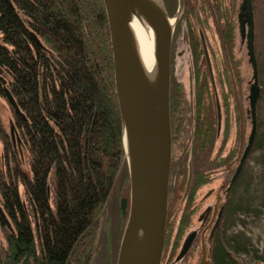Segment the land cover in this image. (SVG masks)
Segmentation results:
<instances>
[{
	"label": "trees",
	"instance_id": "obj_1",
	"mask_svg": "<svg viewBox=\"0 0 264 264\" xmlns=\"http://www.w3.org/2000/svg\"><path fill=\"white\" fill-rule=\"evenodd\" d=\"M182 1L172 37L184 18L193 76L186 85L170 78L172 148L167 213H191L187 201L194 198L209 172L225 169L233 153L230 149L222 155L226 117L223 137L218 144L215 139L216 115L207 91L208 73L202 70L199 36L197 29L190 27L191 21L204 26L211 19L220 39L223 63L227 57L234 80L240 81L239 60L232 53L237 31L233 0ZM11 2L12 6L0 0V76L6 80L5 84L0 80V97L5 98L6 87L25 117L12 111L28 154L29 170L21 167L0 117V210L12 227L9 230L0 220L5 239V247L0 246V264H96L100 255L98 218L116 192V222L105 235V242L108 235L110 242L103 260V264H115L128 215L129 187L103 2ZM250 2L259 96L255 133L246 157L264 146V107L260 100L264 68L258 56L264 8L260 0ZM164 3L171 16L176 0ZM31 32L48 51L36 45ZM227 71L224 65L219 72L226 83V91L221 93L222 112L227 110L232 93ZM188 161L191 180L180 202ZM243 164L224 194L222 222L235 211L234 194L243 178ZM223 224L221 228L219 224L216 262L238 264L231 252H245L246 240L239 235L226 237ZM255 259L264 261V249Z\"/></svg>",
	"mask_w": 264,
	"mask_h": 264
},
{
	"label": "water",
	"instance_id": "obj_2",
	"mask_svg": "<svg viewBox=\"0 0 264 264\" xmlns=\"http://www.w3.org/2000/svg\"><path fill=\"white\" fill-rule=\"evenodd\" d=\"M12 6L11 0H5ZM109 31L113 62V79L121 120V132L129 184V209L121 235L115 264H161L168 211L171 134H170V45L174 26L183 8L176 0V9L169 16L163 0H102ZM134 15L152 29L155 44V65L149 74L140 59L138 43L132 25ZM236 27L244 42L251 75L247 93L246 113L250 129L237 165L225 187L227 192L238 176L255 133V104L259 96L257 68L253 47V17L250 0H241L236 14ZM202 56L207 68L214 97L216 115L215 139L221 125V111L216 95L211 65L203 33L198 29ZM32 40L47 50L31 32ZM184 38L186 36L184 35ZM48 51V50H47ZM5 84L6 80L0 76ZM4 96L12 111L25 119L10 91L4 87ZM6 134L13 151L26 150L15 123L10 119ZM241 141V135H240ZM19 159V157H18ZM20 162V160H19ZM123 163V164H124ZM21 167L23 163L20 162ZM191 180V164L181 201L185 198ZM220 215V212H219ZM0 216L9 230L11 224L2 210Z\"/></svg>",
	"mask_w": 264,
	"mask_h": 264
},
{
	"label": "rangeland",
	"instance_id": "obj_3",
	"mask_svg": "<svg viewBox=\"0 0 264 264\" xmlns=\"http://www.w3.org/2000/svg\"><path fill=\"white\" fill-rule=\"evenodd\" d=\"M164 2V0H163ZM241 0H233L234 3V12L233 17L236 18V14L239 12V5ZM177 3V2H176ZM261 6L264 8V0H260ZM165 5V3H164ZM166 8V7H165ZM177 23V22H176ZM176 25V24H175ZM190 27L192 29L202 28L205 44L207 47V53L209 61L211 64L212 76L215 86L216 95L218 97L219 104H221V93L226 91V83L223 78L220 77L219 72L224 68V65L228 68L229 79L231 81V91L232 93L228 96V106L227 110L222 112L221 106V125L220 131L217 137V144L219 143L220 137H223V122L224 118L227 119V129L225 135V144L222 149V155H225L228 151H233L230 160L226 163L225 169L222 167L218 169L216 174L213 175L214 180L211 183L214 188H216L224 183L225 186L228 183L229 178L231 177L237 162L238 157L246 143V138L250 129L249 118L246 113L248 108L247 105V93L248 86L250 83V65L247 62L246 50L244 42H241L236 31L234 44H233V56L239 60V76L240 81L237 83L229 69V61L227 57L225 63L222 60L223 54L221 50V43L217 33L214 30V26L211 22V19L208 18V24L202 25L199 22V25L194 21L190 22ZM175 28V26H174ZM201 30V29H200ZM237 30V29H236ZM174 32V29H173ZM184 35L186 36V20L182 18L178 30L176 31L172 42L173 52L170 55V68L172 72V77L175 81H178L182 84H187L188 80H192L191 74V61L187 43L185 42ZM173 36V34H172ZM174 45V46H173ZM258 56L264 68V25L261 28L260 40H259V51ZM200 60H203L202 54L199 57ZM202 70L205 69L207 74L205 64L202 62ZM224 75V73H223ZM225 78V77H224ZM208 81V80H207ZM208 93L211 97L212 104H214L213 92L208 82ZM234 96V101L232 96ZM262 102V108L264 107V89L260 96ZM0 117L3 123L5 131H8L10 126V119L14 122V116L11 107L8 105L5 98L0 97ZM15 123V122H14ZM241 135V141H240ZM241 142V149L239 155L237 156V151L239 143ZM18 157L20 162L23 163L22 167L25 171H28V154L26 150L18 148L17 150ZM2 156V143L0 141V167ZM243 178L240 181L239 185L236 187L234 194V205L235 211L230 214L226 221L222 222L220 220V228L222 223H224V235L226 237H234L236 235L241 236L243 240H246V251L245 252H231L238 264H264V261L255 259V256L261 255L262 250L264 249V146L257 148L255 151L250 153L248 157L245 158L243 164ZM3 167V166H2ZM186 180V177H185ZM184 183L182 184V192L184 189ZM129 187V184H128ZM203 188V187H202ZM201 192V191H200ZM199 192V193H200ZM178 193V192H177ZM116 192H114L106 203V206L102 214L98 218V230H97V247L100 255L98 254V262L96 264H103L104 256L108 254L106 252V245L110 242V235L107 236V242H105V235L111 228L114 227L116 222ZM179 196V201L181 199ZM198 198V197H197ZM225 198L222 197L220 202H224ZM177 213H180L177 211ZM124 228V227H123ZM123 232V231H122ZM121 239V238H120ZM229 241V240H228ZM230 242V241H229ZM120 243V242H119ZM0 246L5 247L4 239V229L0 227ZM119 247V246H118ZM228 249L230 247L228 246ZM108 251V250H107ZM118 252V250H117ZM117 258V254H116ZM116 262V259H115Z\"/></svg>",
	"mask_w": 264,
	"mask_h": 264
},
{
	"label": "flooded vegetation",
	"instance_id": "obj_4",
	"mask_svg": "<svg viewBox=\"0 0 264 264\" xmlns=\"http://www.w3.org/2000/svg\"><path fill=\"white\" fill-rule=\"evenodd\" d=\"M185 40L187 43V36ZM171 45L170 55L173 52ZM191 74L193 76L192 72ZM208 82L212 89L209 75ZM216 172L215 170L209 172L206 177L207 180L196 190L194 198L187 201L190 203L189 210L191 213H167L161 264H217L219 250L216 244L219 240V223L223 207V201H220L227 192H225L224 183L220 186L218 184L216 188L211 184ZM183 214L185 217L182 216ZM0 220H2L1 216Z\"/></svg>",
	"mask_w": 264,
	"mask_h": 264
},
{
	"label": "bare ground",
	"instance_id": "obj_5",
	"mask_svg": "<svg viewBox=\"0 0 264 264\" xmlns=\"http://www.w3.org/2000/svg\"><path fill=\"white\" fill-rule=\"evenodd\" d=\"M132 25L138 43L139 56L145 70L152 74L155 65V44L154 35L149 25L135 15Z\"/></svg>",
	"mask_w": 264,
	"mask_h": 264
}]
</instances>
